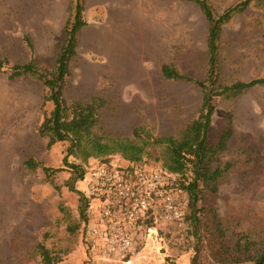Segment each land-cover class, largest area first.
Wrapping results in <instances>:
<instances>
[{"label": "rangeland", "instance_id": "rangeland-1", "mask_svg": "<svg viewBox=\"0 0 264 264\" xmlns=\"http://www.w3.org/2000/svg\"><path fill=\"white\" fill-rule=\"evenodd\" d=\"M98 1L85 5L87 24L78 34L65 97L107 99L100 124L108 136L133 137L137 127L142 137L178 136L198 115L203 91L195 82L166 79L160 66L171 62L182 73L205 79V14L191 1ZM238 1L208 0L218 15ZM75 2L0 0V59H9L0 69V264H46L40 245L60 264H254L215 258L204 220L218 216L221 239L233 253L240 249L237 243L252 252L264 249V84L215 101L208 133L217 141L232 127L227 148L218 155L221 166H231L219 178L217 191L206 194L207 202L202 197L198 201V208L205 205L197 213L200 223L188 218L178 226L158 218L149 230L147 221H138L130 227L133 243L125 250L108 249L90 237L93 210L88 208L84 222L80 203L85 182L75 178L72 164L88 170L101 158L69 156L66 161L68 142L63 141L48 149L38 131L43 83L30 75L8 77L14 64L31 58L41 67H54ZM219 58L224 82L264 78V0H253L224 24ZM44 107L49 113L53 104L47 101ZM148 149L143 161L162 167V149ZM28 157L39 163L36 169L24 166ZM108 159L128 162L120 154ZM44 167L58 171L49 175ZM181 200L187 211L188 196ZM210 227L217 234V224ZM246 256L245 250L240 253Z\"/></svg>", "mask_w": 264, "mask_h": 264}, {"label": "trees", "instance_id": "trees-1", "mask_svg": "<svg viewBox=\"0 0 264 264\" xmlns=\"http://www.w3.org/2000/svg\"><path fill=\"white\" fill-rule=\"evenodd\" d=\"M199 4L201 10L208 20L207 34V74L205 79L196 80L191 76L182 73L173 63L163 62L161 72L168 80L190 81L198 84L203 91L202 103L198 115L190 121L179 133L178 136H157L142 137L141 128L133 130V137L128 136H108L101 127V111L107 105L108 100L94 95L89 100L73 99L65 97V87L72 74L71 63L77 53L79 31L87 24L84 10L86 0H76L72 6L65 24V37L59 48L55 65L53 68L41 67L31 58L24 63L14 64L9 71L8 77L12 80L30 75L37 77L44 85V100L42 103L43 119L38 126L39 134L47 139L46 147L49 149L57 142H68L67 154L74 156L81 161H88L90 157L101 158L99 162H111L108 157L113 154H120L128 162L143 160L150 146H158L163 151L162 167L174 175L171 178V187L181 190L188 196L187 209L184 212V221L188 218L198 223L201 219L197 213L205 208V205L198 208L197 203L201 197L207 202L206 194H213L217 191L218 180L231 166L230 163L221 166L218 162V155L226 150L228 140L233 135L231 126L225 128L217 141L209 137L212 115L215 110V101L218 98H235L245 90L256 85L264 84V78H254L243 80L234 78L229 83L222 80L219 68L220 42L223 26L232 17L246 10L253 0H240L221 14H215L208 0H182ZM29 47L32 42L28 35L24 36ZM8 58L0 59V69L8 62ZM51 101L53 107L48 113L44 105ZM39 163L34 157L24 160V166L34 170ZM75 167V178L81 179L87 168L81 163H73ZM50 175L52 169L44 167ZM186 171H190L187 174ZM81 214L84 222L88 221V199L81 191ZM209 199V198H208ZM198 216V217H197ZM197 219V220H196ZM152 226L155 224L153 217L145 219ZM215 221V222H214ZM214 221L204 220L205 227L210 234L212 242V254L218 260L229 262H240L252 260L254 264H264V249L252 252L249 246H242L237 243L238 251L233 253L223 242V230L218 221V216L214 214ZM141 222V221H139ZM217 224V234H214L210 225ZM216 228V225H215ZM219 244V245H218ZM215 246V248L213 247ZM40 252L46 264H60L54 261L50 251L40 245ZM245 248V249H244ZM247 252L246 257H240L242 251Z\"/></svg>", "mask_w": 264, "mask_h": 264}, {"label": "built area", "instance_id": "built-area-1", "mask_svg": "<svg viewBox=\"0 0 264 264\" xmlns=\"http://www.w3.org/2000/svg\"><path fill=\"white\" fill-rule=\"evenodd\" d=\"M174 175L161 166L145 161L98 164L81 178L83 195L93 210L87 232L108 249L125 250L132 246L131 225L148 217L184 224L186 194L171 187ZM152 226L148 227L152 230Z\"/></svg>", "mask_w": 264, "mask_h": 264}, {"label": "crops", "instance_id": "crops-1", "mask_svg": "<svg viewBox=\"0 0 264 264\" xmlns=\"http://www.w3.org/2000/svg\"><path fill=\"white\" fill-rule=\"evenodd\" d=\"M118 1L119 0H100L98 2H99V5H102V4H107V3H109V4H111V3H117ZM85 5L87 6V0H86V4Z\"/></svg>", "mask_w": 264, "mask_h": 264}]
</instances>
